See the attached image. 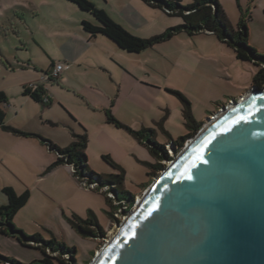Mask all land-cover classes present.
<instances>
[{
    "label": "rangeland",
    "instance_id": "1",
    "mask_svg": "<svg viewBox=\"0 0 264 264\" xmlns=\"http://www.w3.org/2000/svg\"><path fill=\"white\" fill-rule=\"evenodd\" d=\"M33 1H37L38 6L41 0H0V90L7 96L8 91H13V80L27 76L18 64L22 65L23 61L32 58L40 69L47 71L51 68L48 51L60 46L61 40L56 37V32L62 30L65 20L55 12L48 14L53 9L51 3L57 1L45 0L46 10L36 17L30 11L32 7L29 3ZM91 1L99 2L98 7L114 21L141 38L159 35L170 27L184 23L182 16L170 15L143 0H106L108 4L102 0ZM192 2L183 0L182 4ZM219 2L233 26L241 19L246 20L250 31L248 44L264 54V0ZM126 11L134 17L133 21L121 15ZM80 12L91 16L88 12ZM23 14L34 31L37 30V42L31 35L33 30L27 28L25 22L22 31L26 42L11 30V24H20L19 17ZM105 59L113 71L112 75L111 70L107 72L106 91L110 100L106 102L105 110H111L121 123L131 129H153L154 137L163 144L177 140L188 132L183 115L184 105L175 91L186 96L195 120L203 122L204 127L211 116L251 89L257 70L253 63L238 59L227 43L209 31L194 35L183 32L140 52L122 48L118 51L108 45ZM11 64L17 66L16 71H12ZM70 81L71 84H66L68 86H56L64 96L61 103L54 101L51 113L46 107L43 109L45 116H37V127L44 133L41 135L65 147L74 140V133H82L85 128L90 167L99 173L120 175V169L103 158L104 155L111 157L125 171L122 188L133 192L137 202L151 185L147 163L153 161V157L146 145L125 127L108 122L105 110L94 111L87 101L69 90V86L77 87L73 78ZM13 144L14 141H6L0 145V177L4 173L16 180L17 175L11 168L21 165L25 170L20 168L19 174L16 173L34 190L31 206L27 209L34 213H22L24 218L14 219V224L29 234L39 233L45 239L56 237L68 246L76 247L78 262L90 264L116 232L117 220L125 218L116 211V220L109 219L105 196L88 183L75 179L67 164L53 166L58 153L50 150L43 141L37 143V150L30 147L27 155L17 153L18 145ZM33 162L37 169L29 167ZM90 212L102 225L103 234L87 237L72 227L69 219L73 214L87 218ZM0 254L25 263L42 257L39 249L24 246L16 238L2 234Z\"/></svg>",
    "mask_w": 264,
    "mask_h": 264
},
{
    "label": "water",
    "instance_id": "2",
    "mask_svg": "<svg viewBox=\"0 0 264 264\" xmlns=\"http://www.w3.org/2000/svg\"><path fill=\"white\" fill-rule=\"evenodd\" d=\"M126 215L90 264H264V88L211 116Z\"/></svg>",
    "mask_w": 264,
    "mask_h": 264
},
{
    "label": "trees",
    "instance_id": "3",
    "mask_svg": "<svg viewBox=\"0 0 264 264\" xmlns=\"http://www.w3.org/2000/svg\"><path fill=\"white\" fill-rule=\"evenodd\" d=\"M76 5L80 10L88 12L95 19V23L89 20L82 21L83 30L91 36L98 34L107 36L119 47L129 52H140L153 47L156 43L170 39L171 37L187 33L194 35L200 32L209 31L227 43L236 53L238 59L253 63L257 70L253 76V85L264 88V54L247 42L249 27L246 20L241 19L236 26H233L221 6L219 0H193L188 5H183V0H143L152 7L160 8L170 15H179L184 19V23L175 27H170L163 33L149 38H141L128 32L121 24L96 3L91 0H66ZM57 81V79H52ZM23 93L29 95L33 100L47 106L44 101L47 94L44 86L39 84L36 89L25 85ZM175 93L183 102V115L188 128L187 134L169 143H160L155 137V131L151 128L142 127L134 130L121 123L111 112L106 110L107 121L118 127H125L138 141L148 148L153 161L148 162L147 172L150 182L158 176L168 165V163L178 154L186 142L196 136L204 123L195 120L190 102L186 96L180 92ZM7 94L0 90V127L6 131L13 132L19 136H36L46 144L50 150L58 153L57 161L53 166L67 164L72 167L73 176L81 183H96L93 189L100 191L106 199L109 210L106 211L109 219L116 220L114 213L117 211L121 215H126L135 205V194L130 190L122 188L125 179L124 169L111 157L104 155L103 158L113 167L120 169V175L99 173L93 170L88 163L86 149L88 147V133L84 128L82 133H74V140L65 147L58 146L41 135L26 132L6 123V112L3 104L7 103ZM51 100V99H50ZM169 146V147H168ZM52 166V167H53ZM147 184V182L145 183ZM3 194L7 197V203L0 206V234L16 238L22 245L39 249L42 257L30 262H21L13 257L0 254V263L4 264H80L77 260L76 247H70L65 242L59 241L56 237L45 239L37 234H29L19 229L13 220L16 214L28 203L31 192L29 189L18 193L12 186H4ZM110 193L113 195L111 196ZM117 201V202H115ZM89 213L87 218H82L73 214L69 219L73 228L87 237L103 234V227L96 217ZM120 221V220H117Z\"/></svg>",
    "mask_w": 264,
    "mask_h": 264
},
{
    "label": "crops",
    "instance_id": "4",
    "mask_svg": "<svg viewBox=\"0 0 264 264\" xmlns=\"http://www.w3.org/2000/svg\"><path fill=\"white\" fill-rule=\"evenodd\" d=\"M56 1V3H51L53 9L48 14L55 12L58 17L61 16L64 18L65 24L63 25L61 31L58 30L56 32V37L61 40V42L59 43V48H54L48 51V55L51 59V68L47 71H43L42 69H40V67L37 66V61L33 60L32 58L25 61L22 60V65L18 64V66H21V70L26 72L27 76L23 78L18 77L17 79L13 80V91L12 93L8 91L7 103L3 104V108L6 112V123L8 125L38 135L44 133L42 129L37 127V116L40 114L42 117H44L45 113L43 109H45L46 107H48V111L51 110V113L54 109V101L57 103H61L64 96L56 86L60 84V86H68L66 84H71V78H73L77 82V87L69 86V90H73L76 95L81 96L83 100L87 101L89 107L94 111L106 109V102L110 100V96L106 91L107 72H109V70L112 71V69L108 64V61L105 59V48H108V45H110L118 51L121 49V47H119L113 40H111L107 36L101 34L91 36L83 30L82 21L89 20L95 23L96 21L93 16L91 18L89 14H82L80 12L82 10L66 0ZM105 1L102 0L104 4H108L107 1ZM129 1L134 2L135 0ZM46 4L47 3L45 0H41L38 6L37 1L29 3L30 8L32 7L30 11L32 12L33 16L36 17L39 14L43 15L42 10H46ZM96 4L99 5V2H97ZM37 7L39 9H37ZM121 15L124 18L133 21L134 17H132L129 11L128 13L127 11L124 13L121 12ZM19 20L20 24H11V30L13 32H17L19 37L26 42L27 39L24 36V32L22 31V26L25 22L27 28L33 30L31 32V35L37 42V30L34 31L32 26L28 24L25 14H23L21 18L19 17ZM19 62H21V60H19ZM57 63L63 65V71L61 72L59 78L57 79V81L47 79L46 77L48 72ZM11 68L12 71H16L17 66L12 65ZM110 74L112 75L113 71L110 72ZM29 83H38L44 86L47 94L51 99L47 106H44L42 103L33 100L29 95H25L23 93L24 86L28 85ZM95 93L97 94L95 95ZM65 105L67 106V103H65ZM40 106H42V108H40ZM67 107L71 111L70 107ZM51 123L53 124V121H51ZM6 141H14L15 144L13 145H18V149L16 150L17 153L23 155H27L28 153H30V147L33 150H37V143H41V139L39 137L19 136L0 127V145H3ZM68 166L72 170V167L70 165ZM29 167L37 169V165L34 162L30 163ZM20 168L21 170H25L24 167H22L21 165L18 166V164L15 165V169L11 168V170L17 175L15 178L16 180H13L10 175L4 173L3 177H0L1 191L4 186H12L16 191L20 193H22L26 189H29L31 192V197L28 203L16 214L14 219H23L24 217H22V213H34L27 210L28 207L31 206V199L34 190L30 189L25 179L18 175V172H20ZM6 203L7 197L2 192V196H0V206ZM33 216H35V214Z\"/></svg>",
    "mask_w": 264,
    "mask_h": 264
},
{
    "label": "built area",
    "instance_id": "5",
    "mask_svg": "<svg viewBox=\"0 0 264 264\" xmlns=\"http://www.w3.org/2000/svg\"><path fill=\"white\" fill-rule=\"evenodd\" d=\"M63 71V65L60 64V63H57L55 64V66L48 72L47 74V79H58L61 72ZM29 87L33 88V89H36V87L39 85L38 83H29L28 84ZM42 85V84H41ZM43 86V85H42ZM44 101L45 102H49L50 101V96L49 95H46L44 97ZM91 187H95V185H93L92 183L89 184ZM126 215H123V217L125 218Z\"/></svg>",
    "mask_w": 264,
    "mask_h": 264
},
{
    "label": "snow or ice",
    "instance_id": "6",
    "mask_svg": "<svg viewBox=\"0 0 264 264\" xmlns=\"http://www.w3.org/2000/svg\"><path fill=\"white\" fill-rule=\"evenodd\" d=\"M201 159H202V157H201ZM206 162V161H205ZM188 179H192V177L191 176H188Z\"/></svg>",
    "mask_w": 264,
    "mask_h": 264
},
{
    "label": "bare ground",
    "instance_id": "7",
    "mask_svg": "<svg viewBox=\"0 0 264 264\" xmlns=\"http://www.w3.org/2000/svg\"><path fill=\"white\" fill-rule=\"evenodd\" d=\"M112 236V235H111Z\"/></svg>",
    "mask_w": 264,
    "mask_h": 264
}]
</instances>
